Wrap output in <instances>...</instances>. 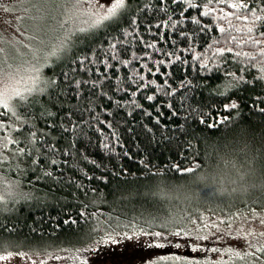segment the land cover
<instances>
[{
    "label": "trees",
    "instance_id": "obj_1",
    "mask_svg": "<svg viewBox=\"0 0 264 264\" xmlns=\"http://www.w3.org/2000/svg\"><path fill=\"white\" fill-rule=\"evenodd\" d=\"M162 7H169L168 15L173 20L183 21L179 27L189 34V39L164 26L163 21L168 16L158 11ZM212 7L217 9L212 17H201L199 12L203 8L188 9L183 2L171 4L169 0L168 4H164L158 0H132L131 10L118 24L80 33V38L74 39L69 52L59 59H51L44 76L55 79L59 87L44 94L34 93L29 98L28 112L31 116L22 131L26 133L31 127L37 130L38 136L43 131L58 149L54 157L58 166L50 165L48 160H39L32 165L28 157H22L10 158L0 167V177L5 183L15 185L18 191L12 195L6 192L0 194L9 201L8 210L0 211V252L55 253L82 247L90 227L80 223L82 210L103 213L115 210V214L122 219L139 218L142 225L145 218H155L160 223L170 214L187 215L197 222L202 216L209 220L225 218L236 213L247 214L248 207L255 206L251 202L258 193L244 195L240 189L251 170L255 169L258 176L264 172V112L259 111L264 108V81L254 79L264 73L258 69L240 71L246 65L238 63L234 54L226 53L229 59L221 67L243 76L247 81L228 90L221 72L199 68L200 61L193 60V56L205 53L208 44L221 36L216 28L221 21L214 17L221 15L218 9L224 6L213 4ZM183 9L188 10L181 16ZM225 11L234 10L225 8ZM192 17L199 18L202 24L211 25L210 29L194 31L197 26L190 22ZM133 20L135 23H132ZM234 23L243 26V22ZM158 24L161 25L159 28L156 27ZM111 43H116L117 48L112 49ZM147 43L155 44L160 51L146 48ZM190 48L195 51H189ZM145 52L151 58L144 56ZM173 52L181 57V61H176L175 56L165 55ZM112 54H116L118 60H111ZM133 55L143 59L134 61L127 68L118 62L131 60ZM208 56H211V50L205 53V59ZM81 60L84 61L83 69ZM159 60H164L165 64L158 65ZM143 63H147L153 71L159 67V73L152 76L147 68H140ZM133 67L140 69V74L145 77L142 83L155 80L157 84L138 90L127 80ZM209 68H214V62H209ZM64 73H68L67 78ZM228 79L235 82L233 77ZM72 80L88 82L80 87L82 95H76L75 85L70 83ZM164 80L171 86H166L165 90L175 89L173 96H166L163 91L156 92L157 85L163 84ZM92 81H96V88L91 87ZM121 81H124L123 85ZM118 86L127 90L117 91ZM132 92L136 95L132 96ZM222 92L227 94L221 95ZM147 95H153L154 100L148 101ZM229 97L238 103V109L224 110ZM89 99L92 110L86 112L84 118L94 115L97 119L92 128H86L87 135L76 137L62 132V121L65 125L69 119L80 121L78 112H73L70 118L68 113L82 106L87 107ZM133 100L138 107L130 106ZM116 101L120 102L119 107ZM189 106L196 110L197 121L203 112L204 119L230 116V122L209 130L192 119L185 121ZM173 111L177 113L175 116L171 115ZM0 120L5 123L4 133L0 134H6L9 131V116L0 117ZM177 126H182L190 135L177 139ZM166 136L173 137L170 144ZM105 139L114 144L113 151L103 149L102 141ZM185 140L193 144L191 151H188ZM70 143L73 145L72 156L65 157L62 153ZM24 146L9 145L5 155ZM65 159L69 160L68 164L60 163ZM194 163L201 166L191 173L176 171L172 167L179 164L183 169ZM45 171L53 175L47 177ZM89 176L93 179H87ZM208 180L215 181V184H208ZM233 188L238 189L236 194L227 195ZM221 190H225L226 194L220 195ZM84 205L88 206L87 209ZM65 220H76L77 223L65 224ZM189 227L195 232V225L190 224ZM154 230L164 231L161 228ZM129 235L132 233L129 232ZM133 238L138 240L130 244L128 250L119 251L112 245L94 253L95 264H111L116 258H133L137 253L134 250L136 247L137 250L143 249L141 245L153 242L151 237ZM211 239L185 241L169 237L173 244H202L209 248L214 246ZM149 251L153 253V250ZM190 253L189 249L186 255H177L189 257ZM194 254L205 255L195 252L190 257Z\"/></svg>",
    "mask_w": 264,
    "mask_h": 264
},
{
    "label": "snow or ice",
    "instance_id": "obj_2",
    "mask_svg": "<svg viewBox=\"0 0 264 264\" xmlns=\"http://www.w3.org/2000/svg\"><path fill=\"white\" fill-rule=\"evenodd\" d=\"M43 3H57L58 0H41ZM160 3L168 4L169 0H158ZM186 3L188 9H199L203 8V11L199 12L201 17H212L213 13L217 11L216 8L212 7L213 4L223 5L218 10L221 15L214 17V19L221 21V24L216 25L217 31L221 33V36L215 38L213 43L208 44L205 53L208 50H211V56H208L205 59V53L200 55L193 56V60L200 61L199 68L206 71H217L221 72L225 77V88L231 90L237 88L241 83H247L243 76H237L236 73L229 71L227 68H222L223 63H227L229 57L226 53L234 54L237 62L241 65H246L242 67L240 71L247 72L249 69H258L261 73H264V0H200L199 3L196 0H170L171 4ZM68 3H71L72 7L69 9L67 7ZM132 0H112L110 6H105L101 4L99 0H65L64 14L68 17L65 19L60 27L64 29V34L58 38V43L53 45L50 51L43 53V58L50 60L52 58L59 59L62 55L69 52L73 47L74 39H79L80 33H90L93 30L100 29L105 26L112 24H118L119 21L131 10ZM86 4L87 9L85 15L88 20V27L83 28H65V25H68L74 19H78L80 15V5ZM35 6V5H34ZM147 8V5H145ZM225 8L232 9L234 11H225ZM188 9H183L180 13L181 16H184V13ZM9 9L4 8V11L7 12ZM169 7H162L158 11L163 12L168 16L167 20L163 21L164 26L175 29L180 36L189 39V34L179 27L183 23L182 20H173L171 15H168ZM174 11V10H173ZM236 22H243V26H239ZM192 24L197 26V29L194 31L205 32L210 29L211 25L202 24L201 20L197 17H192ZM226 22V24L224 23ZM135 23V20L132 21ZM161 25H156L159 28ZM240 34V35H237ZM122 43V42H121ZM221 45V46H217ZM27 47V46H26ZM110 47L112 49L117 48L116 43H111ZM146 48L156 49V45L153 43H147ZM244 48L250 50L245 51ZM4 49L0 48V53H3ZM33 60L37 61L32 63L30 61H23L20 64L12 65L9 64L7 68L3 66V63H0V83H3L5 80L14 81L17 86L9 87L5 85L3 88H0V117L9 116V122L7 124V129L9 130L6 134H0V167L9 161L10 158L20 159L22 157H28L32 165H36L39 160H48L50 165L58 166V161L56 158L57 147L51 141L47 139L46 134L41 131L38 136L37 130L28 127L27 132H23L22 129L28 124L31 114L28 112L30 107L29 98L34 93L44 94L47 93L50 89L59 87L57 81L51 77H45L42 72V68L39 64V59L41 57V51L39 49L32 50ZM189 51L194 52V48H190ZM19 55V53H17ZM167 56H175L176 61H181V57L173 53H165ZM144 56H149V53L145 52ZM111 60H118L116 54L111 55ZM149 58H151L149 56ZM85 59H88L85 57ZM143 57L133 55L131 60L118 61L123 64L124 67H129L133 65L134 61H140ZM171 62V61H170ZM187 62V61H183ZM209 62H214V68H209ZM81 68L83 69L84 61H80ZM158 65H164V60L157 61ZM111 67V65H107ZM140 68H147L148 72L152 76H155L159 73V67L153 71L152 68H149L147 63L140 65ZM65 77H68V73H64ZM167 75V73H164ZM233 77L235 82L232 79ZM259 81H264V75L254 78ZM127 80L137 86V89L147 88L150 85H156L155 80H149L146 83H142L145 80V77L140 74V69L133 67L132 74L127 77ZM71 84L75 85L76 95L80 96V87L82 84L88 83L83 80H72ZM121 85L124 84V81L120 82ZM23 84V87L19 85ZM170 88L168 81L164 80L163 84L157 85L156 92H164L166 96H173L175 89L165 90V87ZM91 87L96 88V81L91 82ZM117 91H126L123 87H117ZM221 95H226V92L220 93ZM136 92H132V96H135ZM153 95H147L146 99L148 101L154 100ZM229 103L224 105L225 111H230L232 109H238V103L231 101L229 97ZM87 107H80L74 109L68 113L69 118L73 115V112H78L80 116V121H73L69 119L68 124L65 125L64 122H61V130L64 133H71L73 136L81 137L87 135L86 128H92L93 122L97 119L96 116H91L88 119L84 118L86 112H91V100L87 101ZM117 107L120 106V102L116 101ZM130 106L135 108L138 107L136 101H131ZM169 107H172L169 104ZM195 109H192L191 106L188 108V115L185 117V121L192 119L194 122L205 126L209 130H214L220 127L222 124L230 122V116L223 117H209L204 119V113L201 112V118L197 121L195 119ZM259 111L264 112V108H260ZM177 113L172 112L171 115L175 116ZM15 118L14 120L12 118ZM52 125H49L51 127ZM86 126V127H85ZM109 127H111V122H109ZM5 123L3 120H0V133H4ZM176 133L179 135L177 139L189 136L190 133L183 130L182 126H177ZM14 132H19L20 135H12ZM23 137V139H21ZM166 141L170 144L173 137L166 136ZM185 143L188 145V151H191L193 144L189 140H185ZM24 144V147H19L15 151H12L9 155H5V151L8 149L9 145ZM73 145L70 143L68 149L65 150L62 154L65 157L72 156ZM102 147L105 151L111 152L114 150V144H109L107 139L102 141ZM127 155V153H125ZM35 157V159H33ZM85 159H87L85 157ZM60 163L68 164L69 160L65 159ZM75 163V161H72ZM95 163V162H93ZM201 165L199 163H194L193 166L186 167L181 169L179 164H175L172 167L176 171H181L183 173H191L199 168ZM44 175L51 177L52 172L45 171ZM247 179L241 177L242 180H245L244 184L241 186L240 191L244 195H255V198L252 200V205L249 206L247 214L236 213L233 215L226 216L225 218L217 219H206L205 217H200L199 222L196 219L191 218L187 215H172L163 218L160 223L156 222L155 218L143 220V224L139 222V218L133 217L132 219H122L121 216L115 214V210L109 213H103L100 211L87 212L82 210L79 214L80 223L88 224L90 227L86 233L85 243L82 247H73L71 249H62L67 255L55 257L49 256V259L56 260H66L69 264H89L91 254L99 253L101 251V246L108 247L116 245L123 240H131L133 236H145L153 238V242H148L141 247L145 250L153 249H164L167 247H175L177 249L181 248L180 243H172L169 240V237L178 238L185 241H190L195 239L197 241H207L212 237L211 242L214 246L205 247L202 244H192L188 243L187 247L192 252H201L205 253L203 257H187L180 256L175 253H170L167 255H160L156 257H148L142 261V264H264V243H253L249 240V237H256L257 240L264 238V231L259 232L258 234L251 228L245 231L244 227L241 226L233 229V222L235 219H240L243 215V219L246 220L249 224L258 220L261 225H264V172L259 176L256 173V170L253 169L246 174ZM87 179L91 180L93 177L89 176ZM83 187V185H81ZM238 189L233 188L231 195L236 193ZM220 195H225V190H221ZM27 198V196H25ZM8 200L5 199L3 195H0V211H6ZM15 202V201H13ZM247 204V201L245 202ZM87 205H84V209H87ZM65 224L72 223L76 224V220H65ZM195 225V232L189 225ZM225 226L222 228L221 226ZM161 228L164 231H155L154 229ZM215 231H212V230ZM129 232L132 235H129ZM207 232V235H197L196 233ZM219 234V235H217ZM227 236L229 239L236 241H244L242 246H232L228 245L225 248L221 249L215 245L220 243L224 237ZM161 240L167 241V243L160 242ZM251 249V250H249ZM215 254V258H213ZM15 256H20L22 258H27L31 260V257L28 253L25 252H7L6 254L0 253V262L8 261ZM32 264H36V261H32ZM40 264H47L46 260H41Z\"/></svg>",
    "mask_w": 264,
    "mask_h": 264
},
{
    "label": "rangeland",
    "instance_id": "obj_3",
    "mask_svg": "<svg viewBox=\"0 0 264 264\" xmlns=\"http://www.w3.org/2000/svg\"><path fill=\"white\" fill-rule=\"evenodd\" d=\"M101 4L105 6H110L112 0H99ZM65 0H58L57 3H43L41 0H0V48H3V53H0V63H3L5 68L8 67L9 64L17 65L22 63L23 61H30L32 63H36L37 61L33 60L32 52L29 49L41 51V57L39 59L40 67L42 68V72H46L50 65V60L43 58V53L50 51L52 46L58 43V38L64 34V29L60 27L61 23L67 19L68 17L64 14ZM35 5V6H34ZM67 7L71 9V3H68ZM80 15L78 19H74L68 25H65V28H87V16L84 14L87 5L81 4L80 6ZM4 8H8L7 12L4 11ZM27 46V47H26ZM19 53V55L17 54ZM5 85L9 87L17 86L14 81L5 80L3 83H0V88H3ZM23 87V84L19 85ZM33 95V94H32ZM2 111V109H0ZM241 177V176H239ZM215 181H209L208 184H213ZM215 184V183H214ZM214 187L213 185H211ZM224 188V187H223ZM221 188V189H223ZM216 190V189H214ZM15 194L17 193V188L15 185L10 184L8 182L5 183L4 180L0 177V194ZM236 194V193H235ZM234 194H231L233 196ZM243 226L245 231L249 228L253 229L257 234L261 231H264V225H261L258 220L249 224L246 220L242 218L234 220L232 231L235 232V229ZM223 226L222 228H224ZM136 238L132 240H124L120 243L114 245L118 250H128L130 249V244H135ZM253 243H264V238H260L257 240L256 237H249ZM131 242V243H127ZM244 241H236L229 239L227 236L221 240L220 244H216L218 248H225L228 245L242 246ZM221 246V247H220ZM137 248V247H136ZM134 249L137 251L132 257L133 258H116L111 264H142V261L148 257H156L160 255H166L170 253L175 254H183L186 255L187 245L183 244L181 248L177 249L175 247H167L164 249H153V253L149 250L145 249ZM101 249L105 250L107 247L101 246ZM111 249V247H110ZM133 250V251H134ZM251 250V249H249ZM119 251H107L120 253ZM12 252V251H11ZM16 251L14 253H18ZM28 253L31 257V260L27 258H22L20 256H15L8 261H2L0 264H32V261H36V264H40L41 260H46L47 264H69L66 260H56L54 258L49 259V256L55 257L57 255L65 256L67 253L65 252H53V253H40V252H30L23 251ZM6 254L7 252H0ZM194 252L191 251L190 256ZM195 255V254H194ZM93 255H91L89 264H95L93 259ZM189 256V257H190ZM203 254H196L194 257H203ZM215 258V256H213ZM109 259V258H107ZM118 259V260H117ZM110 264V262H109Z\"/></svg>",
    "mask_w": 264,
    "mask_h": 264
}]
</instances>
